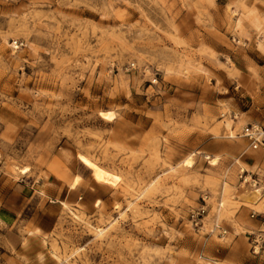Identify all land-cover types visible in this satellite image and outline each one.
Returning <instances> with one entry per match:
<instances>
[{"label":"rangeland","instance_id":"374dc122","mask_svg":"<svg viewBox=\"0 0 264 264\" xmlns=\"http://www.w3.org/2000/svg\"><path fill=\"white\" fill-rule=\"evenodd\" d=\"M258 65L264 0H0V264H264Z\"/></svg>","mask_w":264,"mask_h":264},{"label":"bare ground","instance_id":"6f19581e","mask_svg":"<svg viewBox=\"0 0 264 264\" xmlns=\"http://www.w3.org/2000/svg\"><path fill=\"white\" fill-rule=\"evenodd\" d=\"M257 23H258V20H257ZM236 25H237V27L242 28L241 19H239L237 21ZM100 114H101V116H103L107 120H113L114 119V115H113L112 112H101ZM226 127L228 129L230 128V122L226 121ZM230 137L231 138H234V137L239 138V135L236 136V135H234L232 133ZM196 154H199V152L195 153V154H191L186 160H184V164L191 165V161H192L191 157L195 156ZM78 159L81 162V164L89 170L90 176L92 177V179L96 183L102 184V185H109V186H116L117 185V182L119 180V176H117L116 174L110 172L109 170L101 167L100 165H98L96 162H94L93 160H91L90 158H88L85 155L79 154L78 155ZM218 160H219L218 156L213 158L211 160V165H217L218 164ZM80 180H81L80 176H78V175L75 176L73 178V180L69 181L70 188L71 189H76L78 184H79V182H80ZM261 193H262L261 192V188H256V189L252 190L249 193V195L247 196L248 201H250L252 204H255V205L259 204V200H260V198L262 196ZM223 204H224L223 201L220 202L221 207L223 206ZM262 206H263V204H262ZM220 211L221 210L219 208H217V212H218L217 213V218H219Z\"/></svg>","mask_w":264,"mask_h":264},{"label":"built area","instance_id":"2783aa9c","mask_svg":"<svg viewBox=\"0 0 264 264\" xmlns=\"http://www.w3.org/2000/svg\"><path fill=\"white\" fill-rule=\"evenodd\" d=\"M240 136L248 143V146L253 151L264 153V125L259 122H252L245 125L242 128ZM208 196H204L202 204L196 208H193L188 213V219L190 224L195 229H201L204 227L206 219L208 217ZM264 212V204L262 206ZM256 212H252L254 216ZM218 232L220 234H227V229L221 224L217 217L213 218L211 232ZM236 234L232 235L235 238Z\"/></svg>","mask_w":264,"mask_h":264},{"label":"crops","instance_id":"0c3cea01","mask_svg":"<svg viewBox=\"0 0 264 264\" xmlns=\"http://www.w3.org/2000/svg\"><path fill=\"white\" fill-rule=\"evenodd\" d=\"M258 75L255 80V85L257 90L259 91V96L261 99V112L259 117L256 119L257 121L261 122L264 125V65L257 66ZM247 143V142H246ZM264 163V153H247L243 160V164L247 166V168H259L261 167V162ZM98 187V183H87L85 190H92L93 192L96 190L95 188Z\"/></svg>","mask_w":264,"mask_h":264}]
</instances>
